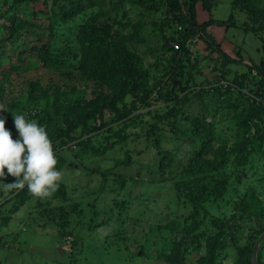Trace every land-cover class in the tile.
<instances>
[{
	"label": "trees",
	"instance_id": "16d2710c",
	"mask_svg": "<svg viewBox=\"0 0 264 264\" xmlns=\"http://www.w3.org/2000/svg\"><path fill=\"white\" fill-rule=\"evenodd\" d=\"M125 1L0 0V105L4 106V109H0V118L5 120V127L15 139L18 131L12 114H24V109L33 108L31 115L35 116L38 124L45 126L57 158L55 167L61 170L66 164V158L58 149L74 138L72 132L78 126L97 129L107 125L109 120H100L93 123V126H88L91 118L102 117L106 109L116 114L113 120H120L128 109L136 108L134 102L138 101L139 106L150 104L155 97L153 91L156 90L155 98L159 96L166 102H171L156 117L164 119L176 137H183L191 145L185 158L177 159L174 152L160 146L158 124H153L158 167L162 171L181 168V175L177 179L166 175L163 179L170 178L177 197L194 202V205L200 200L217 199L225 190L226 176L223 172L230 158L247 150V141L264 140V59L260 58L257 62L247 57L238 45H234L231 50L222 47V42L211 27L215 24L224 25L225 28L240 27L233 14H229L226 19L209 17L199 21L196 18L197 3L210 11L216 0H130L148 13L163 9L161 17L152 16L148 21L141 17L135 21L123 19L125 12L122 6ZM29 2H39L40 5L29 7ZM232 6H240L247 12L248 21H243L240 28L258 33L263 47L264 0H232ZM90 8L92 11L81 21L69 23L72 17ZM39 16L44 20L38 19ZM45 30L47 39L31 45V49L43 66L54 68L63 76L65 85L54 83L44 87L39 79H32L27 83V89L31 92L27 100L16 99L10 94L13 90L9 87V76L14 71H20L24 59L20 51L15 53L14 50L26 43V35L35 34L36 38L41 39ZM155 30L160 32L165 64L164 72L150 82V70L136 45L144 42L145 37L150 32L155 33ZM174 42L178 44L177 48L174 47ZM14 53L16 58L12 63L11 54ZM3 58L9 60L7 68L1 67ZM247 58L250 62H244L246 70L229 77V65ZM192 70L197 73L208 71L204 79L206 86L196 89L191 85L194 79ZM81 81H89L98 97L97 104L92 108L86 106L88 103L85 97H74L72 94L76 83ZM37 88L43 91L42 95L32 94ZM207 93L217 100L214 110H211L213 104L206 100ZM127 95L131 96L132 107L125 103ZM191 98L196 102L195 112H190L192 110L187 108L189 104H193L188 103ZM119 103L121 106H118ZM221 107L229 108L228 112L235 121V140L230 144L215 132V116ZM88 140L89 137H86L79 143H86ZM212 142H217V145ZM208 152L211 156L206 155ZM5 173L0 177V186L2 183L9 184L10 190L9 195L0 199V232L12 214L34 195L27 183L17 186L15 177L7 174L6 169ZM122 182L120 180V184ZM43 197L47 198L42 202L36 198L39 203V224L42 227L54 226L65 242L70 237L73 252V242H81L82 239L78 232L79 228L84 227L80 224L82 209H76V203L70 207L58 203L59 200L68 198L66 185L60 180L55 191ZM51 199L56 202L51 204ZM241 209V214L246 218H256L255 224L248 226L245 234V226L242 223L236 224L243 236L236 225L230 229L229 223H219L216 218L212 219L216 226L212 232L205 233L202 229H197L191 234L189 242L196 240V245L203 246L204 250L198 257V264H224L221 255L232 244L235 258L231 264H251L255 240L264 230V202L251 190L242 197ZM72 212L76 213V218L71 215ZM233 216L232 214L231 217ZM85 222L90 230L107 223L94 222L91 216ZM198 224L199 221H196L194 226ZM119 232V228L115 226L112 235L117 237V242L123 239ZM185 232V235L167 243L166 249L159 253L161 258L170 264L185 263V253L190 248L187 244L189 232ZM256 264H264V238L257 249Z\"/></svg>",
	"mask_w": 264,
	"mask_h": 264
},
{
	"label": "rangeland",
	"instance_id": "374dc122",
	"mask_svg": "<svg viewBox=\"0 0 264 264\" xmlns=\"http://www.w3.org/2000/svg\"><path fill=\"white\" fill-rule=\"evenodd\" d=\"M216 1L210 11L197 3L196 18L199 21L209 17L226 19L229 14H233L240 27L243 21H248L247 12L240 6L233 7L232 0ZM31 5L37 7L40 4L29 2V7ZM122 9L125 12L123 19L131 21L139 17L148 21L152 16L159 18L163 14V9L145 12L141 6L130 0L123 3ZM91 11L90 8L72 17L69 23L81 21ZM38 19L44 20L42 16ZM240 27L225 28L224 25L215 24L211 30L222 42L223 48L231 50L234 45H238L247 57L257 62L260 58L264 59V46L262 47L259 34L251 30L244 31ZM149 28L148 26L147 29ZM46 32L47 30L41 39L36 38L35 34L24 35L26 43L14 50L15 53L20 51L24 59L20 71H14L9 76V87L13 90L10 94L16 99L27 100L28 94L31 93L27 89V83L32 79H39L44 87L54 83L65 85L66 80L63 76L56 69L43 66L31 49V45L47 39ZM154 32L153 34L150 32L144 42L136 45L150 70V82L164 72L165 64L160 32L158 30ZM15 53L11 54L12 63L15 62ZM213 55H216V51ZM155 61L159 63L155 64ZM244 62L249 63L250 60L247 58L231 63L229 77L245 71ZM1 65L2 68H7L9 60L3 58ZM192 71L194 79L191 85L196 89L202 85L206 86L204 79L208 71L204 73ZM76 85L72 92L73 96L85 97L88 103L86 106L94 107L98 97L89 81L77 82ZM42 93L40 88L32 92L40 95ZM155 93L156 90L153 91L156 97ZM207 96L210 94H206V100L213 104L211 110H214L217 100ZM155 97L148 105L139 106L138 101L134 102L136 108L128 109L127 114L125 113L120 120H113L116 114L108 109L102 117L96 116L95 113L96 118H91L88 126L91 127L100 120H109L107 125L97 129H84V126L80 125L72 132L74 138L58 149L66 158V164L60 170V181L65 183L68 192V198L59 200L58 203L68 207L76 203V209H82L83 217H80V224L84 227L78 230L82 239L81 242H73L75 250L72 252L70 237L65 242L54 226L42 227L39 224V203L36 202V198L42 202L47 197L40 198L34 194L12 214L7 225L1 228L0 264H170L161 258L159 253L166 249L167 243L172 239L185 235V231L189 232L187 244L190 248L185 253L184 264H198V257L204 250L203 246L196 245V240L189 242L194 231L202 229L205 233L212 232L216 227L213 218L218 219L219 223H229L230 229L237 223H242L245 226L244 234L248 226L255 224V217L246 218L241 214V202L242 197L251 190H254L264 202V140L247 141V150L238 152L230 158L223 172L226 176V186L222 195L217 199L197 201L194 205V202L177 197L170 178L163 179L165 175L177 179L181 175L179 172L181 168H174L173 171L167 168L162 171L157 165V145L154 143L156 133L153 132L155 122L158 124V133L161 137L160 146L174 152L177 159L185 158L184 155L191 149V145L183 137H176L164 119L156 117L157 113L164 112L168 107L166 104L171 102H166L163 97ZM193 101L191 98L188 102L193 103L187 106L192 110L190 112H195L196 109V102ZM125 103L132 107L130 95L125 96ZM118 106H121V103ZM216 108L218 109V105ZM32 110L33 108L28 107L23 113L26 119L37 121L35 116L31 115ZM228 111L229 108L221 107L215 116L214 125L217 136L230 144L235 140V121ZM86 137H89L88 142L80 144L79 141ZM212 143L217 145V142ZM206 155L211 156V153L208 152ZM120 180L124 183L120 184ZM0 190V199H3L9 195L10 185L2 183ZM55 202V199L50 200L51 204ZM75 214L71 213L76 218ZM90 216L94 222H107L103 224L112 225V229L106 235H101L96 227L93 230L88 229L85 221ZM196 221L200 224L194 226ZM115 226L119 228L120 235H123V239H119L118 242L117 237L112 235ZM238 232L241 234L239 229ZM199 237L203 241L201 236ZM232 245H228L225 254L221 255L224 264H231L235 258V248ZM78 248L80 249L76 250Z\"/></svg>",
	"mask_w": 264,
	"mask_h": 264
},
{
	"label": "clouds",
	"instance_id": "9594fccd",
	"mask_svg": "<svg viewBox=\"0 0 264 264\" xmlns=\"http://www.w3.org/2000/svg\"><path fill=\"white\" fill-rule=\"evenodd\" d=\"M0 109H4L0 105ZM18 136L13 139L11 131L0 118V177L5 169L15 177L17 186L27 183L28 189L37 196H47L55 191L61 172L55 165L51 140L44 125L26 119L24 114H12Z\"/></svg>",
	"mask_w": 264,
	"mask_h": 264
},
{
	"label": "water",
	"instance_id": "95a60500",
	"mask_svg": "<svg viewBox=\"0 0 264 264\" xmlns=\"http://www.w3.org/2000/svg\"><path fill=\"white\" fill-rule=\"evenodd\" d=\"M179 85H180V81H179ZM111 229H112V225L110 224H99L96 226V230L101 235H106L107 232L110 231ZM263 238H264V230L258 235V237L255 240V243L252 249V254H251V264H256L257 249H258L259 243L261 242Z\"/></svg>",
	"mask_w": 264,
	"mask_h": 264
},
{
	"label": "built area",
	"instance_id": "2783aa9c",
	"mask_svg": "<svg viewBox=\"0 0 264 264\" xmlns=\"http://www.w3.org/2000/svg\"><path fill=\"white\" fill-rule=\"evenodd\" d=\"M174 47L177 48L178 44L176 42L173 43Z\"/></svg>",
	"mask_w": 264,
	"mask_h": 264
}]
</instances>
